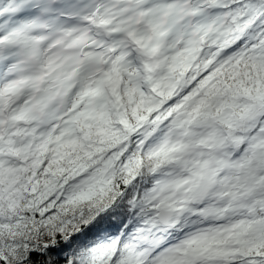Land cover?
<instances>
[{
	"label": "snow or ice",
	"instance_id": "obj_1",
	"mask_svg": "<svg viewBox=\"0 0 264 264\" xmlns=\"http://www.w3.org/2000/svg\"><path fill=\"white\" fill-rule=\"evenodd\" d=\"M0 264H264V0H0Z\"/></svg>",
	"mask_w": 264,
	"mask_h": 264
}]
</instances>
